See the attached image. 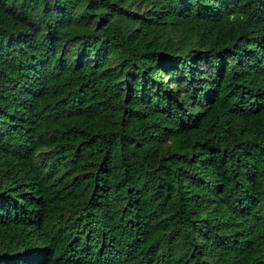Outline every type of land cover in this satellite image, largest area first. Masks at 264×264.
Here are the masks:
<instances>
[{"label": "trees", "instance_id": "1", "mask_svg": "<svg viewBox=\"0 0 264 264\" xmlns=\"http://www.w3.org/2000/svg\"><path fill=\"white\" fill-rule=\"evenodd\" d=\"M0 264H264V0H0Z\"/></svg>", "mask_w": 264, "mask_h": 264}]
</instances>
